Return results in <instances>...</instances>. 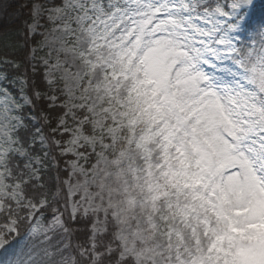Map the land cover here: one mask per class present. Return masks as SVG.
I'll use <instances>...</instances> for the list:
<instances>
[{"label": "snow or ice", "instance_id": "snow-or-ice-1", "mask_svg": "<svg viewBox=\"0 0 264 264\" xmlns=\"http://www.w3.org/2000/svg\"><path fill=\"white\" fill-rule=\"evenodd\" d=\"M0 264H264V0H0Z\"/></svg>", "mask_w": 264, "mask_h": 264}, {"label": "trees", "instance_id": "trees-1", "mask_svg": "<svg viewBox=\"0 0 264 264\" xmlns=\"http://www.w3.org/2000/svg\"><path fill=\"white\" fill-rule=\"evenodd\" d=\"M21 2H22V0H21Z\"/></svg>", "mask_w": 264, "mask_h": 264}]
</instances>
